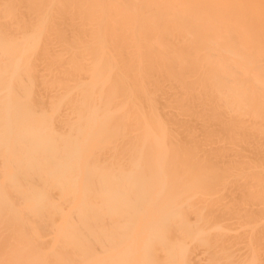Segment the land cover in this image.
I'll return each instance as SVG.
<instances>
[{
    "label": "bare ground",
    "instance_id": "bare-ground-1",
    "mask_svg": "<svg viewBox=\"0 0 264 264\" xmlns=\"http://www.w3.org/2000/svg\"><path fill=\"white\" fill-rule=\"evenodd\" d=\"M0 264H264V0H0Z\"/></svg>",
    "mask_w": 264,
    "mask_h": 264
}]
</instances>
